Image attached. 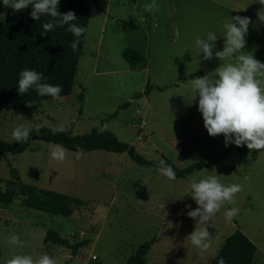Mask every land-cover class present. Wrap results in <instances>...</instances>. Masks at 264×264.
Returning a JSON list of instances; mask_svg holds the SVG:
<instances>
[{
	"label": "rangeland",
	"instance_id": "374dc122",
	"mask_svg": "<svg viewBox=\"0 0 264 264\" xmlns=\"http://www.w3.org/2000/svg\"><path fill=\"white\" fill-rule=\"evenodd\" d=\"M87 2L91 15L72 93L29 102L18 111L0 107V139L14 141V128L31 129L38 123L75 134L98 128L113 132L157 164L166 159L179 168L197 161L208 164L169 180L158 165L139 164L128 153L76 152L44 140H33L21 153L0 155L3 182L10 178V161L25 182L88 201L69 217L26 207L20 199L0 202L1 264L17 254L30 256L33 264L43 254L55 264H126L151 239L156 242L145 264H209L237 228L257 245L253 264H264V149L225 147L223 134L208 135L191 89V79L213 78L223 63L235 62L215 55L203 59L194 44L211 29L217 36L213 53L222 50L223 23L235 15L250 18L242 51L264 63V25L256 17L260 5L252 0H155L156 9L146 11L152 0H99L100 8ZM6 11L0 6L2 21ZM128 47L144 52L145 61L132 67L122 55ZM257 79L264 88V74ZM148 84L152 89L144 94ZM56 146L65 150L61 161L50 155ZM208 176L238 184L240 190L204 225L209 247L201 253L188 239L201 225L198 217L185 214L197 207L185 192L192 181ZM233 207L238 212L228 222L223 213ZM48 229L82 245L73 255L70 247L45 244ZM12 234L18 243H9ZM92 254L97 259H90Z\"/></svg>",
	"mask_w": 264,
	"mask_h": 264
},
{
	"label": "trees",
	"instance_id": "16d2710c",
	"mask_svg": "<svg viewBox=\"0 0 264 264\" xmlns=\"http://www.w3.org/2000/svg\"><path fill=\"white\" fill-rule=\"evenodd\" d=\"M99 7V0H91ZM100 8V7H99ZM30 7L22 11L12 12L7 8L4 21L0 22V107L6 110H23L29 102H39L44 99L68 96L72 93L80 59L83 56V47L91 15L90 5L87 0H59L58 10L63 13L71 10L76 19L70 23H76L83 27L76 48L73 50L71 43L76 37L67 31V25L54 27L50 32L41 35V26L51 18L42 15L39 20L29 16ZM125 60L137 67L145 61V54L137 49L126 48L122 52ZM24 69H34L42 73V83L59 85L60 93L56 97L37 95L34 89H29L23 95L16 91L18 74ZM163 90L165 87H158ZM152 85L148 84L143 91L148 94ZM129 106L126 102L124 107ZM116 112L113 113V116ZM37 130L33 125L27 140L6 141L0 139V155L7 153H21L25 151L33 140H44L60 144L66 149L76 152L91 150H107L116 153H128L130 158L144 165H159L152 160L140 155L135 146L120 140L113 132L93 128L83 134H75L72 129L49 127L44 124ZM56 129V131H53ZM213 161H216L214 159ZM165 163L172 167L175 177H186L195 170L205 167L208 162L197 161L179 168L170 160ZM10 178L5 182L0 178V202L12 203L20 199L22 205L46 211L53 214L71 216L78 207L88 205V201L71 193L56 191L22 180L17 167L8 162ZM44 242H53L70 247L75 255L77 248L82 245L70 244L67 238L60 232L48 229L44 236ZM155 239L143 242L138 246L126 264H145L146 255ZM258 251L257 245L239 228L228 235L222 245L216 250L209 264H217L218 259H223L224 264H253ZM2 250L0 248V264Z\"/></svg>",
	"mask_w": 264,
	"mask_h": 264
},
{
	"label": "clouds",
	"instance_id": "9594fccd",
	"mask_svg": "<svg viewBox=\"0 0 264 264\" xmlns=\"http://www.w3.org/2000/svg\"><path fill=\"white\" fill-rule=\"evenodd\" d=\"M258 3L260 8L256 11V17L260 24L264 25V0H252ZM59 0H0V6L10 8L13 13L30 7L29 16L39 20L42 15L51 19L42 24L41 35L50 32L54 27L67 25L76 39L71 43L73 50L83 32V27L76 23H70L76 19L73 11L59 12ZM155 0L145 5L146 11L155 10ZM232 8V9H244ZM4 19V13L0 12V21ZM250 18L235 15L223 23V37L225 44L222 50L213 53L214 41L217 39L215 30H208L194 41L199 52L203 53V59H212L213 55L220 61L225 58L233 59L234 63H223L217 68L213 78L200 76L191 79L192 97H198L196 102L197 111L202 116L203 126L208 135L216 136L223 134L224 146L229 144L246 146L248 149H264V88L257 77L264 74V63L258 61L252 54L242 51L246 43ZM42 73L34 69H24L18 74L16 91L23 95L30 88L37 95L56 97L61 91L59 85L42 83ZM37 130L40 125L34 126ZM30 129L17 126L12 130V137L19 142L27 140ZM56 131V129H53ZM50 155L53 159H64L65 150L54 147ZM158 171L160 175L171 180L175 172L164 160L159 161ZM240 190L238 184H222L216 176H208L198 181H192L188 190L197 207L189 209L185 214L191 218H197V224L201 225L188 234L190 243L199 252L203 253L209 247V232L204 225L207 224L224 202H231L233 196ZM187 207V206H186ZM238 209L233 207L223 213L226 221L230 222ZM9 243H18V236L12 234ZM5 264H33L28 255H13ZM36 264H55L47 254H43ZM217 264H224L223 259H218Z\"/></svg>",
	"mask_w": 264,
	"mask_h": 264
},
{
	"label": "built area",
	"instance_id": "2783aa9c",
	"mask_svg": "<svg viewBox=\"0 0 264 264\" xmlns=\"http://www.w3.org/2000/svg\"><path fill=\"white\" fill-rule=\"evenodd\" d=\"M90 259H97V256H96L95 254H92V255L90 256Z\"/></svg>",
	"mask_w": 264,
	"mask_h": 264
},
{
	"label": "crops",
	"instance_id": "0c3cea01",
	"mask_svg": "<svg viewBox=\"0 0 264 264\" xmlns=\"http://www.w3.org/2000/svg\"><path fill=\"white\" fill-rule=\"evenodd\" d=\"M28 225V224H27ZM45 244H47V243H45Z\"/></svg>",
	"mask_w": 264,
	"mask_h": 264
}]
</instances>
